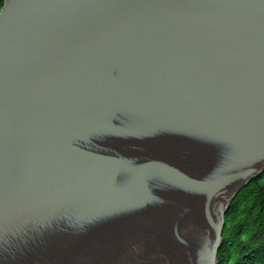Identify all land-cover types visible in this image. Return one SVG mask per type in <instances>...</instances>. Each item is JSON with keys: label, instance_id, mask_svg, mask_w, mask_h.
<instances>
[{"label": "water", "instance_id": "1", "mask_svg": "<svg viewBox=\"0 0 264 264\" xmlns=\"http://www.w3.org/2000/svg\"><path fill=\"white\" fill-rule=\"evenodd\" d=\"M264 170V0H3L0 264H218Z\"/></svg>", "mask_w": 264, "mask_h": 264}, {"label": "trees", "instance_id": "2", "mask_svg": "<svg viewBox=\"0 0 264 264\" xmlns=\"http://www.w3.org/2000/svg\"><path fill=\"white\" fill-rule=\"evenodd\" d=\"M3 0H0V8ZM218 264H264V170L243 186L225 214Z\"/></svg>", "mask_w": 264, "mask_h": 264}]
</instances>
